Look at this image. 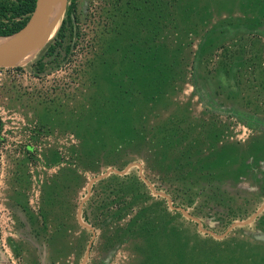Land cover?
<instances>
[{"label": "rangeland", "instance_id": "obj_1", "mask_svg": "<svg viewBox=\"0 0 264 264\" xmlns=\"http://www.w3.org/2000/svg\"><path fill=\"white\" fill-rule=\"evenodd\" d=\"M149 1L76 0L68 17L63 0L46 43L0 67V264H82L91 239L84 264H264V0H192L207 7L206 28L163 39L167 6L156 9L158 42L182 49H155L154 60L185 71L137 110L135 72L110 47L145 48ZM247 38L254 60L245 51L238 79L200 54ZM91 47L103 54L87 62ZM124 92L134 110L114 112ZM131 128L143 140L112 148Z\"/></svg>", "mask_w": 264, "mask_h": 264}, {"label": "trees", "instance_id": "obj_2", "mask_svg": "<svg viewBox=\"0 0 264 264\" xmlns=\"http://www.w3.org/2000/svg\"><path fill=\"white\" fill-rule=\"evenodd\" d=\"M76 0H71L70 5L67 9V16L70 17L72 11H74ZM147 0H145L146 4ZM128 4L127 1H125ZM150 6L153 11L151 15H149V19L153 27L147 32V44L144 49L136 46L134 43L129 42L126 46L121 45L122 48L110 47L112 50V55H117L119 57L124 58L129 64V72L134 71L135 75L133 76L140 84V87L137 89H132L131 94L128 96H133L135 100H131V106L137 110L143 109L148 104L156 102H161L166 96L167 91L174 89L177 87V82L180 78L184 76V64L180 65L179 61L176 59L172 61H163L156 62L154 60L155 56L161 55L158 51H163V49L170 48L171 45L172 51H175L181 55L182 47L180 45H172L158 42L159 39V31L154 28L155 24H158L160 16L156 13V9H158L162 4L167 6V13L163 17L162 16V28L160 31V36L162 39L165 37V33L167 37H171L170 34L172 32L181 31L184 33H196L199 30H204L206 27V17L208 14L207 7H199L192 0H164L159 3L158 0L149 1ZM182 3V4H181ZM35 0H0V35L7 36L15 34L19 31L22 26L27 21L29 15L31 14L34 8ZM126 14L125 12H123ZM206 14V15H205ZM202 18V20H201ZM147 19V18H146ZM142 17H139L138 23L140 24ZM66 19H63L61 25L57 31L58 37L55 39V42L49 45V49L52 52L56 44L60 42L63 38V31L65 28ZM226 33V31H225ZM117 34L119 37H122V40L125 38L128 41H135L138 32L121 30L118 31ZM258 33H253V35H257ZM203 34H200L199 37L202 38ZM218 46H204L202 45L200 48V54L203 55L208 63L210 60H215L217 65L220 67V72H222L225 76L236 77L238 76L231 74L234 66L243 65V56L245 51L248 57V60H254L253 53L248 50V41L250 38H247L244 43H238L236 39H230L225 41L223 39ZM99 47H91L89 51H86L84 54V58L87 62L95 61L98 57L103 54L98 50ZM107 50V48H106ZM88 52V53H87ZM144 54V55H142ZM90 55V56H87ZM139 55L145 56L148 61L146 63H142L140 61ZM177 55H174L175 58ZM178 55V56H180ZM93 56V58H92ZM92 58V59H91ZM180 65V66H179ZM138 67V70L136 69ZM179 66L177 69L176 67ZM131 75H129L130 78ZM124 92L121 94V97H116V105L114 107V112L120 113L128 111L129 109L134 110L132 107H127L124 105V101H127L128 97ZM128 134V133H127ZM130 137L125 139V135H120L119 133L114 135V139L112 142V148H116L118 146H136V141L139 139L138 130L130 129ZM143 140V136L139 139ZM138 140V141H139ZM135 143V144H134ZM133 144V145H132ZM114 178V177H109Z\"/></svg>", "mask_w": 264, "mask_h": 264}, {"label": "water", "instance_id": "obj_3", "mask_svg": "<svg viewBox=\"0 0 264 264\" xmlns=\"http://www.w3.org/2000/svg\"><path fill=\"white\" fill-rule=\"evenodd\" d=\"M50 4L51 0H35L34 8L31 14L29 15L27 21L22 26V28L17 31L21 32L20 41L18 43L0 47V67H7L20 64V62H23L37 51L39 45L42 41L47 38L50 31ZM127 169L128 166L124 167L123 170L109 168L106 172L100 173L99 175L95 176L91 182L106 177L110 171L124 173ZM91 182L88 186V192L90 191ZM80 207L78 209V213L81 209ZM261 208L262 207H260V209ZM256 214L257 211L253 214V216H255ZM190 217L197 221L199 227L201 226L199 218L194 217L192 215H190ZM200 229L213 234V232L210 230L203 229L201 227ZM91 242L92 239L87 245L82 264H84L85 260L88 257Z\"/></svg>", "mask_w": 264, "mask_h": 264}, {"label": "bare ground", "instance_id": "obj_4", "mask_svg": "<svg viewBox=\"0 0 264 264\" xmlns=\"http://www.w3.org/2000/svg\"><path fill=\"white\" fill-rule=\"evenodd\" d=\"M62 5H63V0H51V4H50V18H51L52 15L53 16H58ZM20 39H21V32H16L15 34L7 35V36H0V47H3L5 45L18 43L20 41ZM45 43H46V39L41 42V44L39 45L37 50H39ZM26 60H24L23 62H25ZM23 62H20V63H23Z\"/></svg>", "mask_w": 264, "mask_h": 264}]
</instances>
